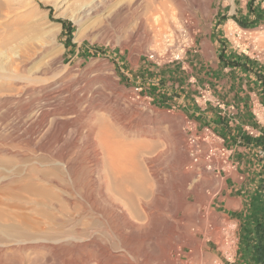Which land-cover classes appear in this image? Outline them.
Here are the masks:
<instances>
[{"label":"rangeland","instance_id":"obj_1","mask_svg":"<svg viewBox=\"0 0 264 264\" xmlns=\"http://www.w3.org/2000/svg\"><path fill=\"white\" fill-rule=\"evenodd\" d=\"M230 1L108 0L92 14L82 16L80 12L90 0H36L35 3L0 0V178L5 183L12 180L17 137L24 142L23 148L28 145L25 143L35 125L33 117L48 90L47 83L60 79L68 88L64 106L70 104L69 99L73 100L74 94L80 95L79 87L88 86L87 96L91 99L94 91L112 98L109 105L112 112L117 118L121 117L128 128L141 125L150 131L147 138L131 133L129 143L152 139L159 142L154 154L144 151L140 156L144 169H151L163 182L167 181L169 170L174 172L171 197L158 192V202L151 205L155 207L150 211L154 215L143 217L138 230L127 231L125 248L114 239L111 249L131 250L139 257V263L130 257L134 264H213L215 259H222L220 251L228 221L237 222L215 211L217 195L224 182L219 170L222 174L223 170H229L228 164L217 154L221 143L205 141L204 131L190 128L186 116L174 112V62L158 65L148 56L174 54V36L186 29V22L193 28L194 47L198 32L208 31L220 13L229 10ZM189 55H192L190 51L186 56ZM30 90H34L33 93H29ZM86 103H79L78 110L83 112ZM171 125L174 127V156L169 160L165 141ZM44 130L38 128L40 132L32 137L34 144L42 143ZM25 148L22 167H28L29 160L38 157V153L34 155L29 151L30 154ZM210 151H215L216 155L209 158ZM159 154L161 157L155 162ZM24 207L23 213L32 216L30 205ZM86 220L88 224L93 221L90 215ZM77 223L78 218L72 211L58 222L60 227L52 225L55 226L52 230L62 228L61 233L70 238L76 233ZM239 229L237 223V238ZM102 231L99 238L106 234L104 229ZM0 237H4L5 243H14L12 249L16 248V252L21 245L18 252L25 255L24 264L43 263L33 259V255L28 261L26 256L34 252L42 256L46 252L55 254V250H79L75 241L68 238L59 246L49 241L43 243L42 239L47 236L17 238L21 240L17 243L16 238L3 232ZM4 257V264H13L6 263Z\"/></svg>","mask_w":264,"mask_h":264},{"label":"bare ground","instance_id":"obj_2","mask_svg":"<svg viewBox=\"0 0 264 264\" xmlns=\"http://www.w3.org/2000/svg\"><path fill=\"white\" fill-rule=\"evenodd\" d=\"M107 1L90 0L80 13L82 16L92 14ZM140 27L143 28V24ZM47 85L43 103L33 117L35 125L29 133L30 139L25 141L28 144L25 145L26 152L38 153V157L30 159L26 163L28 167L23 165V169L21 164L25 160L22 150L26 148H23L21 138L17 137L12 180L5 183L0 178V232L16 238L15 243L21 238L39 235L47 236L42 239L43 243L49 241L58 245L68 237L61 233L62 228L53 231L55 226L52 225L57 226L73 211L78 218L77 230L67 240L73 239L79 250H55V254L46 252L43 255L42 252V256L40 252H34L26 257L33 255L32 258L42 264H134L130 257L136 258V261L139 257L131 250H112V241L116 239L125 248L123 244L127 231L138 230L143 217L154 215L150 211L159 200L158 192H165L171 197L174 172L169 170L167 181L163 182L151 169H144L140 156L144 151L154 154L159 142L152 139L150 142L129 143L127 140L132 137L131 133L138 138H147L150 131L141 125L128 128L122 118H117L112 112L110 96L94 91L91 92V99L90 95L87 96L90 92L88 86L77 85L80 95L74 94V99H69L70 104L64 106L68 88L60 79L51 80ZM83 101L87 102V106L82 112L78 110V104ZM36 126L39 130L45 129L40 145L34 144L32 139L38 132ZM165 142L170 160L174 156L172 125ZM160 157V154L156 155L154 161L157 162ZM23 203L30 205L28 208L32 216L23 213L26 208ZM89 215L93 221L88 224L86 219ZM102 229L106 231V237L101 234L99 238ZM3 238L0 237V264L5 262L2 261L3 255L6 263L24 264L22 259L25 255L18 252L21 245L16 252V248L13 250L15 244L10 241L5 243Z\"/></svg>","mask_w":264,"mask_h":264},{"label":"crops","instance_id":"obj_3","mask_svg":"<svg viewBox=\"0 0 264 264\" xmlns=\"http://www.w3.org/2000/svg\"><path fill=\"white\" fill-rule=\"evenodd\" d=\"M228 7L208 31L198 32L189 50L192 55L174 63L173 108L196 131L206 130L229 150V170H219L224 182L215 211L240 225L235 264H254L246 245L248 232L264 222V62L237 54L225 30L231 23L246 28L264 25V0H232ZM205 88L213 98L233 105L234 112L222 114L212 103H198ZM257 104L262 107L259 118ZM247 128L256 130L258 137L249 135Z\"/></svg>","mask_w":264,"mask_h":264},{"label":"built area","instance_id":"obj_4","mask_svg":"<svg viewBox=\"0 0 264 264\" xmlns=\"http://www.w3.org/2000/svg\"><path fill=\"white\" fill-rule=\"evenodd\" d=\"M186 29L178 31L177 35L174 36V54L170 52L169 55L162 54H149V59L158 65L162 63H176L184 60L189 49L193 47V37L191 32L193 28L189 22H186ZM188 28V29H187ZM225 39L230 44L231 48L239 55H243L248 59L264 62V25L246 28L236 23H231L226 26ZM198 103L206 105L212 103L217 107L222 114H232L235 110L233 105H228L225 102L213 98L211 91L208 88L203 89L198 96ZM262 109L260 104H257L255 116L259 118L260 110ZM190 128H194L189 122ZM195 129V128H194ZM246 131L253 137H258V132L251 128H247ZM207 137L205 141L211 140L216 142L217 138L214 135L206 132ZM221 145V144H220ZM209 158L216 155L215 151L209 152ZM217 154L223 160L224 164H229L230 152L221 145L218 149ZM230 168V167H229ZM228 228L226 231V238L223 241V249L220 251L222 259L218 258L213 261V264H235L237 250H238V238L236 237L237 223L228 221ZM226 229V227H225Z\"/></svg>","mask_w":264,"mask_h":264},{"label":"trees","instance_id":"obj_5","mask_svg":"<svg viewBox=\"0 0 264 264\" xmlns=\"http://www.w3.org/2000/svg\"><path fill=\"white\" fill-rule=\"evenodd\" d=\"M247 237L246 250H252L250 258L254 260V264H264V222L257 223L254 232H248Z\"/></svg>","mask_w":264,"mask_h":264}]
</instances>
